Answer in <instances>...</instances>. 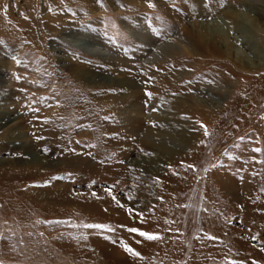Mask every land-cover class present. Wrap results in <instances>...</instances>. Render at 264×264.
<instances>
[{
	"label": "rangeland",
	"instance_id": "obj_1",
	"mask_svg": "<svg viewBox=\"0 0 264 264\" xmlns=\"http://www.w3.org/2000/svg\"><path fill=\"white\" fill-rule=\"evenodd\" d=\"M213 21L259 60L264 0H0V264H264V62Z\"/></svg>",
	"mask_w": 264,
	"mask_h": 264
},
{
	"label": "bare ground",
	"instance_id": "obj_2",
	"mask_svg": "<svg viewBox=\"0 0 264 264\" xmlns=\"http://www.w3.org/2000/svg\"><path fill=\"white\" fill-rule=\"evenodd\" d=\"M239 7L233 6L230 10H227L228 11L227 16L229 18H231V20H232L231 22L233 25H235V23L237 22L236 20H238L241 23H242L243 19L247 20L246 14H243V10H242L243 4L240 5ZM212 23H214V24H212ZM215 23L216 22H214V21L201 23V24L193 23L192 28H193L194 36L196 37L195 38L196 41L199 40L200 43H204L206 45V48L212 52H216V51L220 50V51L224 52L225 54H227L228 56L229 55L234 56V53H235L237 55L236 59L238 60L240 67H243V68L249 67L248 66L249 63L252 67H256V66L261 65L262 62H264V48L262 49L261 53L259 52L260 54L256 53V56L259 57V60L256 63L253 61V58H251L249 55L245 56V58H247V60H245V58L242 55L237 54L238 52H237V48L235 47V45L238 44V38H236L235 41L233 40L234 38L231 39V30H233L232 26L227 25L224 27V25L217 24L218 25V27H217L215 25ZM209 27H211V28H209ZM212 27H213V29H212ZM208 30L210 32H208ZM214 42L220 43V46H216V45L214 46ZM202 46H203V44H202ZM215 102L216 101L211 100V104H214ZM152 117L156 118L159 121H165V118H166L163 114L162 115L158 114V116L155 114H152ZM9 121H11V120L8 119V121H6L3 125H7L6 131H10V133L12 134V131L16 130V128H14V125H16V123L14 122L10 126V124H8ZM164 128L166 129V126ZM156 130L148 129L147 134L149 137H148L147 141H145V142H148V143L151 142L150 147L152 144L154 147H156L159 150H162L165 153L177 152V149H176L177 147L175 148L173 143L174 144L175 143L176 144L177 143H186L188 140L187 139L188 136H186L180 130L179 131H177V129L174 130V127H173V129L168 128L167 130H159V128H157ZM15 133H17V132H15ZM15 133H13V134L15 135ZM158 133H160V134L158 135ZM153 134H156L155 135V142L153 139L154 138ZM159 137H160V139H159ZM164 138L169 139L168 144L165 142L166 139L164 140ZM151 139H153V141H151ZM34 161L35 160H32L31 163Z\"/></svg>",
	"mask_w": 264,
	"mask_h": 264
},
{
	"label": "snow or ice",
	"instance_id": "obj_3",
	"mask_svg": "<svg viewBox=\"0 0 264 264\" xmlns=\"http://www.w3.org/2000/svg\"><path fill=\"white\" fill-rule=\"evenodd\" d=\"M130 231H132V232H137L138 229H136V228H131ZM140 235H142V236H147L149 239L153 238V237L148 236V233H146V232H141ZM126 251L132 252L133 255H139V253L134 252L131 248H127V247H126Z\"/></svg>",
	"mask_w": 264,
	"mask_h": 264
}]
</instances>
